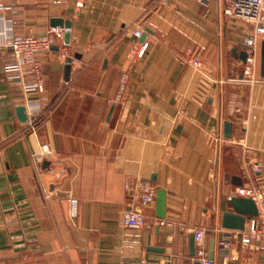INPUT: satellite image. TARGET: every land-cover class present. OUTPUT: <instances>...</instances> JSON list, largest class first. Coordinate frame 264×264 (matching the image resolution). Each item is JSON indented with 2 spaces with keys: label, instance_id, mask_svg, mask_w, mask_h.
Listing matches in <instances>:
<instances>
[{
  "label": "crops",
  "instance_id": "crops-1",
  "mask_svg": "<svg viewBox=\"0 0 264 264\" xmlns=\"http://www.w3.org/2000/svg\"><path fill=\"white\" fill-rule=\"evenodd\" d=\"M74 1L0 0V264H193L195 229L205 231L207 255L214 238V264H264V246L241 247L221 226L236 187L264 186L259 62L253 92L241 78L250 26L215 0ZM52 19L69 21V36L62 28L39 55L43 94L24 95L5 78L12 58L1 30L41 35ZM139 27L150 30L142 42ZM136 43H146L140 58ZM194 57L200 68L187 62ZM66 87L36 131L25 130L16 108L39 96L48 106ZM136 174L165 191L163 218L126 190ZM132 207L143 228L121 225Z\"/></svg>",
  "mask_w": 264,
  "mask_h": 264
},
{
  "label": "built area",
  "instance_id": "built-area-1",
  "mask_svg": "<svg viewBox=\"0 0 264 264\" xmlns=\"http://www.w3.org/2000/svg\"><path fill=\"white\" fill-rule=\"evenodd\" d=\"M204 3L207 0H197ZM221 4L222 13L231 19L244 21L250 26V33L241 38V45L246 54L244 62L241 63L242 82L249 88L250 92L259 82L258 78V62H259V42L264 38V0H215ZM76 8H81L83 2L75 0ZM63 29L60 27H50L44 34L36 36H14L11 33L1 30L2 45L11 49L12 65L11 70L6 74L8 81L17 83L21 92L25 94L36 93L43 94L44 87L41 80V63L39 55L48 51L55 44L56 39L62 34ZM142 33L139 27L133 31V35L138 38ZM146 49V43H136L131 54L133 57L140 58ZM64 56V54L62 55ZM195 68H200L201 62L197 57L190 58L187 61ZM31 78L27 81V78ZM26 78V79H25ZM127 76L124 75L119 84V91L115 99H119ZM68 88H64L59 96L48 106H44V98L31 99L25 108L26 127L34 133L36 129L51 115L60 100L64 97ZM110 103V102H108ZM255 115H249L244 121L243 132L245 135L252 131L251 122L255 120ZM138 175V176H137ZM126 190H134L138 192L143 204L154 205L157 187L147 177H141L136 174L133 177L132 185L126 184ZM232 195L248 198L254 202L257 214L247 220L243 230L236 231L235 238L241 247L249 248L260 244L264 246V186L260 184H250L236 187ZM231 197V196H229ZM228 197V198H229ZM120 223L124 228L139 229L146 224L145 215L141 210L132 207L125 210L121 214ZM160 224L163 221L159 222ZM194 240V260L198 264H214L207 257L205 246V231L203 229H195L193 231ZM140 264H146L142 261Z\"/></svg>",
  "mask_w": 264,
  "mask_h": 264
},
{
  "label": "water",
  "instance_id": "water-1",
  "mask_svg": "<svg viewBox=\"0 0 264 264\" xmlns=\"http://www.w3.org/2000/svg\"><path fill=\"white\" fill-rule=\"evenodd\" d=\"M51 27H60L64 28V36L67 39L69 36V30L70 29V22L65 21L61 23L58 19H52L51 20ZM150 30L148 28H145L141 35L139 36V41L142 42L145 40L147 32ZM67 41V40H65ZM246 57V54L244 51L241 52L240 58L241 61L244 62ZM75 58H78L77 55H75ZM71 58L67 57L65 60V79H68L69 71H70V65H71ZM259 75L264 78V38L260 41V55H259ZM113 106H111L110 111L112 110ZM16 113L18 116V119L24 123L27 120L25 108L24 106L20 105L16 108ZM230 129H231V123L226 121L224 123V136L229 137L230 136ZM46 163V162H44ZM228 204V210L224 211L221 216V226L222 228L234 230V231H241L244 229V223L246 220L250 219L252 216H255L257 214L256 207L254 205V202L251 199L238 197V196H231L226 200ZM164 211H165V191L163 189H157L156 191V197H155V212L156 215L159 218L164 217ZM230 235V234H226ZM214 245V238L209 239V254L207 257L209 259L212 258V249ZM155 249V248H151ZM189 252L191 255L194 253V240L193 235H190L189 237ZM193 264H198L197 261H194Z\"/></svg>",
  "mask_w": 264,
  "mask_h": 264
}]
</instances>
